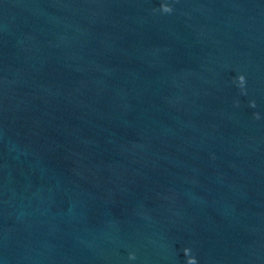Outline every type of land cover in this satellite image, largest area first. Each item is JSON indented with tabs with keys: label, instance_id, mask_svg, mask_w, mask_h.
<instances>
[{
	"label": "water",
	"instance_id": "water-1",
	"mask_svg": "<svg viewBox=\"0 0 264 264\" xmlns=\"http://www.w3.org/2000/svg\"><path fill=\"white\" fill-rule=\"evenodd\" d=\"M0 264H264V0H0Z\"/></svg>",
	"mask_w": 264,
	"mask_h": 264
}]
</instances>
